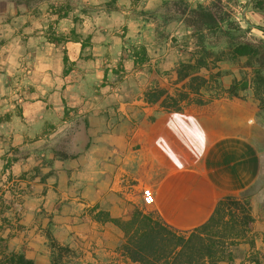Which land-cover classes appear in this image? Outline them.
Returning <instances> with one entry per match:
<instances>
[{
    "label": "rangeland",
    "instance_id": "1",
    "mask_svg": "<svg viewBox=\"0 0 264 264\" xmlns=\"http://www.w3.org/2000/svg\"><path fill=\"white\" fill-rule=\"evenodd\" d=\"M199 5L218 10L225 18L222 29L208 28L196 18L189 25L193 19L189 9ZM245 19L256 27L248 26ZM257 26L264 27V0H0L1 53L13 32L22 39L26 31L41 33L58 46L78 40L83 62L98 48L95 51L103 56V64L111 68V78L123 80L122 91L129 99L142 98L153 111L175 113L178 125L182 115L201 114L213 126H254L262 154L260 176L254 188L232 196L244 202L252 221L240 224L230 214L240 217L241 212L233 206L225 208L204 234L206 242L211 237L219 244L216 256L206 257L203 264H264V49L254 59L234 55L230 48V42L264 41V31ZM200 58L205 67H197ZM125 60H132L135 68L124 69ZM183 64H191L187 72L198 71L201 77L197 81L181 78L177 71L185 72ZM255 69L262 75L257 82ZM234 81L240 82L238 87L246 83L238 89L237 98L227 91ZM152 92L160 95L159 101L148 100ZM161 100L170 109L161 106ZM3 185L0 264H13L11 254H23L34 264H130L122 250L126 229L140 213L154 217L151 205L136 201L132 189V198L125 202L131 218L113 217L109 241H102L99 227L110 217L101 199L81 209L75 201L63 200L56 211L54 198L45 208L40 199L26 197L33 187L30 182ZM94 220L98 229L91 227ZM178 232L187 235L189 231ZM214 258L218 260L212 262Z\"/></svg>",
    "mask_w": 264,
    "mask_h": 264
},
{
    "label": "crops",
    "instance_id": "2",
    "mask_svg": "<svg viewBox=\"0 0 264 264\" xmlns=\"http://www.w3.org/2000/svg\"><path fill=\"white\" fill-rule=\"evenodd\" d=\"M26 32L23 39L13 32L0 52V187L30 182L26 197L45 208L54 198L56 211L63 200L81 209L101 199L110 220L91 227L103 229L102 241H109L113 217L131 218L125 202L132 189L141 203L150 188L154 217L186 232L205 223L224 196L255 187L262 154L250 123L213 126L197 114L182 115L178 125L175 113L129 99L98 48L83 62L78 40L58 46Z\"/></svg>",
    "mask_w": 264,
    "mask_h": 264
},
{
    "label": "trees",
    "instance_id": "3",
    "mask_svg": "<svg viewBox=\"0 0 264 264\" xmlns=\"http://www.w3.org/2000/svg\"><path fill=\"white\" fill-rule=\"evenodd\" d=\"M256 4H258V2H256ZM189 13L193 18L189 21L190 26L195 22L194 18H196V22H200L208 28L217 26L222 29V24L225 22V18L219 16L218 10L214 11L212 7L208 5H199L197 8L189 9ZM257 28L264 31V27L257 26ZM230 48L234 55L257 59L261 56V50L264 49V41L259 39L256 42H230ZM65 60H67L66 56H64V61ZM204 64L202 58L198 59V68L205 67L206 65ZM182 67H186L187 69L185 68L183 74H181L183 71H177L181 78L189 77L192 81H197V79L201 77L198 71L187 72V70L192 67L191 64H183ZM259 78H262L260 70L255 69L253 77L254 82H257ZM202 79L205 80L204 77H202ZM239 83V81H234L228 87V94L232 98H237L238 89L245 88L246 86L244 85L246 83H244L238 87ZM193 89L196 88H192V90ZM147 98L151 102H157L160 100V95L152 92V96ZM170 99L171 101L173 100V98ZM160 102L161 106L169 108L165 105L164 100ZM228 206H233L241 212L240 217L235 216V214H230V218L232 217L233 220L237 217L239 223L243 225H248V223L252 221V217L247 213L244 202L240 199L232 198V196H224L220 199L212 216L205 223L189 231L187 235L173 230L157 217H152L150 213H140L139 215H141V217L136 227L126 232V240L122 244V250L129 258L130 264H203L206 257L213 258L216 256L217 246L219 244V241H214L211 237H208L209 240L206 242L204 234L214 225L216 222L215 218ZM168 242L169 246L166 247L165 245L168 244ZM10 260L13 264H34L31 259L26 258L23 254H11ZM216 260H218V258H214L212 262Z\"/></svg>",
    "mask_w": 264,
    "mask_h": 264
},
{
    "label": "built area",
    "instance_id": "4",
    "mask_svg": "<svg viewBox=\"0 0 264 264\" xmlns=\"http://www.w3.org/2000/svg\"><path fill=\"white\" fill-rule=\"evenodd\" d=\"M143 200L146 204H152L153 203V194L150 188H144L142 190ZM149 195L151 197V203L148 202Z\"/></svg>",
    "mask_w": 264,
    "mask_h": 264
},
{
    "label": "snow or ice",
    "instance_id": "5",
    "mask_svg": "<svg viewBox=\"0 0 264 264\" xmlns=\"http://www.w3.org/2000/svg\"><path fill=\"white\" fill-rule=\"evenodd\" d=\"M196 138L199 141L200 145L203 146V144H204V136H203V134L202 133H197L196 134ZM148 202L151 203V197H150V195H149Z\"/></svg>",
    "mask_w": 264,
    "mask_h": 264
},
{
    "label": "water",
    "instance_id": "6",
    "mask_svg": "<svg viewBox=\"0 0 264 264\" xmlns=\"http://www.w3.org/2000/svg\"><path fill=\"white\" fill-rule=\"evenodd\" d=\"M245 22H246V24H247L248 26H253V27H256V25H254V24L250 23V22H249V21H247L246 19H245Z\"/></svg>",
    "mask_w": 264,
    "mask_h": 264
}]
</instances>
